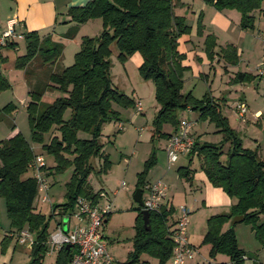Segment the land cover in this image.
Masks as SVG:
<instances>
[{
	"label": "trees",
	"instance_id": "1",
	"mask_svg": "<svg viewBox=\"0 0 264 264\" xmlns=\"http://www.w3.org/2000/svg\"><path fill=\"white\" fill-rule=\"evenodd\" d=\"M203 1L217 10H237L240 13L239 26L245 30L253 29V11L260 9L262 2ZM180 5V0H89L82 6L67 9L70 22L81 24L100 18L102 30L95 36H82L72 64L62 66L56 72H49L45 85L36 84L29 88L26 104L31 140L41 144L55 163L50 166L44 162L40 167L46 179L66 166L72 167L70 179L66 183V201L52 205L48 216L42 214L35 204L38 182L32 168L38 156L20 131L0 139V196L5 200L7 216L14 228L2 238L3 249L12 237L10 233L26 229L32 235L28 264H43L48 250L47 239L55 229V225L49 228L51 218L58 216L55 224H61L64 218L72 215L79 197L93 205L99 203V192L103 190L94 192L88 176L93 170L101 173L109 165L108 157L102 153V124L118 119V111L112 108L113 103L134 105V101L119 91L111 80L112 42L116 44L120 60L135 52L140 53L142 62L138 66L139 73L143 78L154 81L155 98L160 106L153 120V135L164 136L167 140L177 131L183 119L178 118V112L186 109L197 110L200 118L208 119L222 134L219 143L193 139L191 149L185 154L189 157L196 154L211 184L235 198L228 212L214 214L207 220L202 243L209 245L211 256L223 253L229 258L228 263L214 264H247L251 257L237 243L233 229L235 224L230 226L231 218L235 215H242V222L251 225L255 239L264 248V158L259 156L258 147L250 149L242 145L238 133L222 112V99L207 93L197 99L191 92H182L183 72L187 66L182 64L185 54L178 50V39L189 34L191 27L186 24L184 16L175 13V8ZM201 19L202 15H199L196 26L199 36L203 30ZM22 39L25 52L16 56L15 66L25 72L37 56L42 65L48 66L54 65L61 56L62 44L49 37H41L35 30L25 32ZM17 44V41L6 38L3 46L12 49ZM203 45L207 58L212 61L215 55V36L206 34ZM218 53L229 64H237L238 54L232 44L220 47ZM5 60L6 56L0 52V92L9 87L8 80L1 72V64ZM253 78L249 73L238 71L231 81L247 82ZM46 88L55 89L61 95L51 102H45L42 95ZM13 108L14 105L10 103L0 111ZM66 110H69V115L64 118ZM163 122H170L174 126L173 132H161ZM11 129H14L13 125ZM223 143L229 144L225 163L219 159ZM95 158H102L99 167L95 165ZM154 163L155 156L152 153L137 175L136 189L144 191L145 175ZM177 172L189 177L190 169L180 166ZM136 209L138 213L134 219L133 247L125 264H146L138 260L140 252L157 257L159 263L163 264L171 256L173 248L171 234L176 221L172 219L174 208L164 203L157 210L148 211L146 225L141 215L142 204H138ZM110 213L106 214L104 222ZM227 223L229 226L224 228ZM74 250V246L70 251L60 249L54 264H67Z\"/></svg>",
	"mask_w": 264,
	"mask_h": 264
},
{
	"label": "rangeland",
	"instance_id": "2",
	"mask_svg": "<svg viewBox=\"0 0 264 264\" xmlns=\"http://www.w3.org/2000/svg\"><path fill=\"white\" fill-rule=\"evenodd\" d=\"M180 1L182 5L177 6L175 12L184 16L186 24L191 27L195 24L193 10L199 6L202 0ZM261 6V9L253 11L255 18L254 30L248 29L245 32L249 36L247 42L252 36L260 39V41H257L259 48L261 47V38L264 36V0ZM204 15L209 19V8H206ZM81 28L82 32L95 36L101 32L102 22L100 18H94L81 26ZM236 31H238V28L233 24L225 34L236 36ZM39 35L41 36V34ZM184 36L180 37L179 46V51L185 53V59L182 64L187 66L183 72L182 92H191L197 99L202 98L205 93L216 99L222 98V112L227 116L230 126L238 133L242 145L250 149L258 147L259 156L264 158V115L262 118L256 119L250 115L251 112L246 111L245 118L242 117L243 120L238 115L235 105L238 102H242L239 98L244 93L239 88L234 90L232 87H228L226 82L228 77L224 74L221 65L214 63L213 67H208L201 64L199 59L192 60L191 42L184 43ZM56 40L57 38L55 42H58ZM18 41L20 48L17 53L15 52L16 54L13 52L14 50L5 46L0 51L6 56L7 50H11L9 52L13 53V58L10 60L14 63H8L9 58L6 56L5 62L1 64V71L8 80L9 87L0 92V109L10 103L14 105V108L0 111V139L7 138L11 134V126L14 124L15 129H19L29 141L34 154L40 156L46 165L51 166L55 164L53 157L42 149L41 144L31 140L26 110V104L29 99L23 78L24 69L15 66L16 56L25 52L23 39H18ZM110 47L111 80L119 91H122L134 101V105L112 104V108L118 111V119L103 123L101 128L102 153L108 157L109 165L101 173L93 170L88 176L92 190L94 192L105 191L111 201V213L100 229L108 251L117 264H125L129 254L132 252L134 219L138 213L136 209L138 203L133 198L137 185V175L143 170L146 160L154 153L155 163L148 169L145 181L156 178L162 172L168 171L164 181L169 186V195H174L173 216L178 217L180 215L181 206H185L188 210L186 233L189 243L194 247V257L187 259L183 264L228 263L229 258L223 253L211 256L209 254V245L202 243V238L208 218L214 214L228 212L231 204L235 202V198L229 196L220 187L211 184L201 167V159L196 154L190 157L179 155L176 162L168 163L164 150L166 138L161 135H153V120L160 106L155 98L154 81L151 78H143L138 70L139 65L131 58L127 57L124 60H120L115 42H112ZM62 52L64 53L62 54ZM62 52L58 62L52 68V65H42L38 56L33 58L25 74L29 81L30 89L36 84L45 85L49 72H56L62 66L72 64L75 53H71L69 48L62 50ZM195 65H197V68ZM250 66L253 67V65ZM239 69L243 71L245 67L240 66ZM197 70H200L201 73H198ZM203 72H205L204 75ZM253 72L255 74L252 80L254 82L253 86H255L254 90H256L253 91L252 87L249 90H244L245 97L250 100V97L247 96L252 93V103L260 104L261 106L264 105V94L260 88L263 86L264 78L257 75L256 68H254ZM258 83L260 85L259 88L256 86ZM60 95L59 91L46 88L42 95V100L51 102L56 96ZM254 96L255 99L253 98ZM137 102H140L141 110H137ZM68 115L69 110H66L64 118H67ZM177 115L179 119L183 118L192 123L190 133L193 139H197L199 142L219 143L222 141V134L217 131L214 124L208 119L200 118L197 110L186 109L179 111ZM119 123L123 125L122 129H119ZM160 130L161 132L171 133L174 130V126L170 122H163ZM82 135L87 136L86 133H82ZM44 136L46 141L47 134ZM228 146V143H223L222 154L219 158L222 163L227 160L226 152ZM101 163L102 158H95L97 167ZM180 166L190 169L189 177L177 172V168ZM71 173L72 167L66 166L61 171L47 176L49 185L46 191L47 201L41 202L38 195L35 199L38 210L45 216L50 214L52 205H59L66 201V183L69 181ZM105 202L108 203L105 198L100 199L99 205L103 206ZM58 219V216L54 217V219L51 218L49 228L56 226L55 223ZM262 219L264 220L263 216ZM74 222V219H71L70 225L73 226ZM233 229L239 247L247 252L248 255H256L262 260L261 262H264V248L255 239L251 225L246 222H239L235 224ZM10 230H14V228L11 227L7 216L5 200L0 196V264H28L30 249L22 245V243L16 242L15 238L11 237L5 248H2L1 240ZM56 254L57 251L52 250L50 255H45L43 264H54ZM138 260L146 264H160L157 257L147 252H140ZM163 264L174 263L169 257Z\"/></svg>",
	"mask_w": 264,
	"mask_h": 264
},
{
	"label": "crops",
	"instance_id": "3",
	"mask_svg": "<svg viewBox=\"0 0 264 264\" xmlns=\"http://www.w3.org/2000/svg\"><path fill=\"white\" fill-rule=\"evenodd\" d=\"M87 1L89 0H0V37L4 32L11 29L12 35L9 36L7 39L17 41L18 43L17 46L11 49L14 50L13 51L14 53L15 52L17 53L20 48L18 39H22L23 34L25 32L35 30L39 34H41V37H45V38L49 37L52 41H55V39L57 38L56 41L62 44L63 51L69 48V51L71 53H76V51L79 49L80 46L81 37L90 36L89 34H86L87 32H82L83 30L81 31L82 29L81 26L89 22V20L79 25L75 24L74 22H70L69 17L67 16V9L72 6H82ZM206 8L210 9L209 19L204 15V11L206 10ZM261 8L262 6L260 7V9ZM193 15L195 18L194 19L195 24L191 26L190 33L186 34L183 37L184 43L191 42V59L192 60L199 59V62L201 64L205 66L207 65L208 67H213L214 63L221 65L224 70V74H226V76L228 77L226 79L228 87H232L234 90H238L239 88L240 91L244 93L243 96L239 98V100L244 102L248 107V110L246 111L251 112L250 115L253 118L256 119L262 118V116L264 115V105L260 106V104L252 103V93H249L247 96L250 97L249 98L250 100H247L245 97L244 90L245 91L249 90L251 87L253 91L256 90V89L254 90L255 86H253L254 83L253 80L251 82L245 81L238 83H233L231 81L235 73L238 71L246 72L254 76L255 72L252 73V71H254V68L258 67L264 55L262 40H261L260 48L257 46V41H260V39H256L255 36L254 37L252 36V38L250 37V40L247 42V38L249 36L245 34V32L248 29L245 30L240 28L239 26L240 13L235 9L217 10L212 5L206 4L202 0L199 6H197V8L193 10ZM199 15H202L201 23L203 25L202 35L200 36L197 34V27H196ZM233 24L238 28V31H236L237 32L236 36L225 34ZM65 34L68 35L64 36ZM190 34L191 36H189ZM206 34H213L216 38V46L214 48L215 55L212 61H210L207 58V55L205 54L204 51L203 41ZM227 44H232L236 48L238 54V62L235 65L229 64L219 56L218 50L220 49V47H224ZM179 46H180V38L178 39V50H180ZM2 47L3 44H1L0 46V51ZM11 50H7L6 52L7 54L6 53L4 54H6L7 58H9L8 63L14 64L13 61L10 60L13 58L12 57L13 53L9 52ZM63 53L64 52H62V54ZM129 58H131L138 65H140V63L142 62V57L138 52H135L134 54L129 56ZM57 62H55L54 65ZM54 65H52L51 68ZM250 65H253V67H251ZM195 66L197 68V65ZM240 66H244L245 69L241 71L239 69ZM197 72L201 73L200 70H197ZM25 74L26 72L24 70L23 78H24V82L26 83L27 93H28L29 81L27 80ZM204 74L205 72H203V75ZM259 77L264 78V75ZM256 86L259 88L260 87L259 83L256 84ZM261 89L264 94V81H263V86L260 88V90ZM253 98L255 99V96ZM13 127L14 129L12 130L11 134L8 137L20 131L19 129H15L14 124ZM167 172L168 171L162 172L160 176L156 178H152L151 180L148 181H153L156 179L162 180L167 187V201L165 202L173 205L174 195L173 196L169 195V186L164 181L167 177ZM176 218L177 217H174L172 214V219L176 220ZM227 226L228 224H225L224 228H227ZM22 245L28 247L23 243ZM261 261L262 260H260L258 256L255 255V256H251L247 260V264H255V263L264 264V262Z\"/></svg>",
	"mask_w": 264,
	"mask_h": 264
},
{
	"label": "built area",
	"instance_id": "4",
	"mask_svg": "<svg viewBox=\"0 0 264 264\" xmlns=\"http://www.w3.org/2000/svg\"><path fill=\"white\" fill-rule=\"evenodd\" d=\"M11 35V29L4 32L0 37V46ZM261 40L264 48V36ZM256 71L257 75H264V55ZM136 107L137 110H141L140 102H137ZM235 109L242 118L246 114L247 106L244 102H238L235 105ZM118 126L119 129L123 128L121 123ZM191 127V122L182 119L177 131L166 140L164 150L169 164L176 162L179 155H185L191 149L193 145V137L190 135ZM42 165H44V161L38 156L32 168L38 182L39 199L41 202H45L47 201L46 191L48 189V182L40 169ZM99 198H105V201H108V203L105 202L103 206L99 205V203L93 205L84 198H78L72 215L64 218L61 221L62 223L57 224L55 229L50 233L47 239L48 250L45 255H50L52 250L58 252L65 245H70V249L74 246L75 250L72 252L67 264H117L108 251L100 230L106 214L111 211V201L105 191L99 192ZM141 198L143 210H157L167 201L166 184L160 179L146 182ZM187 215L188 210L185 206H181L180 215L172 226L171 239L173 248L170 257L174 264H183L187 259L194 257V247L189 243L186 233ZM71 219L75 221L73 226L70 225ZM9 235L15 237L17 242L23 243L29 248L32 245V235L26 229L10 233Z\"/></svg>",
	"mask_w": 264,
	"mask_h": 264
},
{
	"label": "water",
	"instance_id": "5",
	"mask_svg": "<svg viewBox=\"0 0 264 264\" xmlns=\"http://www.w3.org/2000/svg\"><path fill=\"white\" fill-rule=\"evenodd\" d=\"M141 195H142L141 188H137L133 194V198H134L135 202L138 203L139 205L142 204ZM141 215H142L143 224L146 225L148 222V216H149L148 211L142 210ZM242 221H243L242 215H235L231 218L230 226H233L234 224H237V223L242 222ZM69 249H70V245H65L64 250L68 251Z\"/></svg>",
	"mask_w": 264,
	"mask_h": 264
}]
</instances>
